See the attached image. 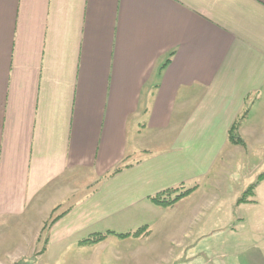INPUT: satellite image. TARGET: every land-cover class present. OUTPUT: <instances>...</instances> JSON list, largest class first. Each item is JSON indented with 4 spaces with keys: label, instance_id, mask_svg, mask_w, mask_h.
<instances>
[{
    "label": "crops",
    "instance_id": "obj_1",
    "mask_svg": "<svg viewBox=\"0 0 264 264\" xmlns=\"http://www.w3.org/2000/svg\"><path fill=\"white\" fill-rule=\"evenodd\" d=\"M263 92L264 0H0V227L48 263L225 264L259 208L207 180Z\"/></svg>",
    "mask_w": 264,
    "mask_h": 264
},
{
    "label": "rangeland",
    "instance_id": "obj_2",
    "mask_svg": "<svg viewBox=\"0 0 264 264\" xmlns=\"http://www.w3.org/2000/svg\"><path fill=\"white\" fill-rule=\"evenodd\" d=\"M245 127L251 129L247 134L251 137L249 139L246 138L250 146L247 148L242 139H240L242 143L239 145H243L244 143L243 146L245 147L243 149L246 150L247 148L246 151L242 152L241 148L236 149L235 147H231V145L228 146L211 173L210 180H207L209 189L214 190L209 185L220 186L222 190H225L226 197H233L235 195L241 197L242 193H245L243 195L244 203L254 204V206L256 205L259 208L253 207L247 209L245 205V208L241 209V213L245 218H248L243 220L244 225L249 229L253 228L252 230L255 232L245 231L243 235L227 236L226 247L228 246L230 251L227 253L228 257L224 259L225 264H264V186L261 187L264 184V94H262L260 102H257L252 108ZM238 138L240 137L238 136ZM83 179H79V182L83 180V185L85 186L87 183L86 179L88 178L84 175ZM260 187V203L257 204L255 201L253 203L252 199H254L253 197L256 198V191ZM231 190L234 191L233 194L230 193ZM239 213L240 210H238L237 216H240ZM17 224H19V227L13 226V228H10V234L8 235L6 231L9 229L6 227L2 229L0 227V260L1 258L7 259L9 255L15 252L14 250L20 248L19 252H15V254L18 253L20 256L19 264H61L59 257L60 254L63 256L64 251L59 254L57 253L59 249H57L55 253L58 254V258L50 263L45 262V259L42 258L44 257L42 245L37 250L32 251L31 237L16 235L19 229H26V220L17 222L15 225ZM0 226L2 225L0 224ZM119 229L121 230L118 232H126V229ZM17 237H19V242H14ZM40 238L44 239V235ZM234 247L235 249L232 251ZM73 254L74 251L68 249L64 257L66 260H70L72 264H75ZM4 263L8 262L4 261Z\"/></svg>",
    "mask_w": 264,
    "mask_h": 264
},
{
    "label": "trees",
    "instance_id": "obj_3",
    "mask_svg": "<svg viewBox=\"0 0 264 264\" xmlns=\"http://www.w3.org/2000/svg\"><path fill=\"white\" fill-rule=\"evenodd\" d=\"M239 126H240V122L235 124V126L229 132V141L233 145H239L242 143V141L240 140V138H238V135H237V131L239 129ZM122 170H123V168H119L113 174H117V173L121 172ZM252 189H254V188H252ZM182 190H183V188L172 189L170 191H167V192L153 198L152 201L154 203L161 205V206H164V207H171V206L175 205L179 200H181L182 198H184L185 196L189 195L192 192V190H188V191H184V192ZM243 202H245V201H243ZM57 220L58 219L54 220L52 223H55ZM46 227L48 228L49 224ZM135 235L136 236L140 235V231L135 233ZM106 236L107 235H105V236L100 235V236H96L94 238H90L89 240L85 241V244L86 243L87 244H98L101 241L105 240Z\"/></svg>",
    "mask_w": 264,
    "mask_h": 264
}]
</instances>
